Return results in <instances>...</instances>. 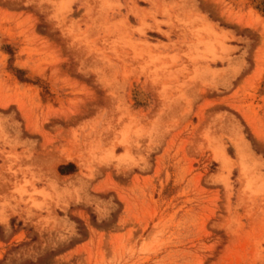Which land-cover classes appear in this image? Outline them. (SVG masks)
Instances as JSON below:
<instances>
[{"label": "rangeland", "instance_id": "obj_1", "mask_svg": "<svg viewBox=\"0 0 264 264\" xmlns=\"http://www.w3.org/2000/svg\"><path fill=\"white\" fill-rule=\"evenodd\" d=\"M262 1L0 0V264H264Z\"/></svg>", "mask_w": 264, "mask_h": 264}, {"label": "trees", "instance_id": "obj_2", "mask_svg": "<svg viewBox=\"0 0 264 264\" xmlns=\"http://www.w3.org/2000/svg\"><path fill=\"white\" fill-rule=\"evenodd\" d=\"M262 3L264 4V1H262ZM74 171H75V166L73 164H68L59 167V172L62 175L73 173Z\"/></svg>", "mask_w": 264, "mask_h": 264}]
</instances>
